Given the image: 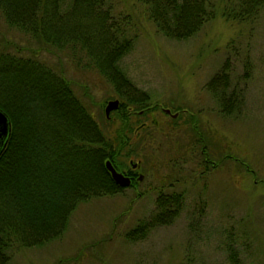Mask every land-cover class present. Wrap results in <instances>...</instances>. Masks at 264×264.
I'll list each match as a JSON object with an SVG mask.
<instances>
[{
	"label": "rangeland",
	"instance_id": "1",
	"mask_svg": "<svg viewBox=\"0 0 264 264\" xmlns=\"http://www.w3.org/2000/svg\"><path fill=\"white\" fill-rule=\"evenodd\" d=\"M216 2V16L196 34L171 39L156 29L142 2L110 0L112 14L130 18L133 36L118 66L149 96V106L135 113L140 118L131 115L125 124L118 109L125 99L108 80L82 61L75 66L62 48L8 26L0 11V37L14 51L36 50L32 56L56 71L66 68L101 125L111 132L124 126L133 136L130 128L142 122L144 141L138 156L123 161L122 172H135L134 186L80 202L62 235L16 248L7 264H231L229 246L239 264H264V8L255 20H228ZM226 60L232 69L228 90L238 94L230 113L220 111L207 87ZM114 99L119 105L106 116ZM197 135L208 144L206 155ZM209 155L215 168L201 173ZM158 190L184 193L178 216L141 239L126 238L152 214Z\"/></svg>",
	"mask_w": 264,
	"mask_h": 264
},
{
	"label": "trees",
	"instance_id": "2",
	"mask_svg": "<svg viewBox=\"0 0 264 264\" xmlns=\"http://www.w3.org/2000/svg\"><path fill=\"white\" fill-rule=\"evenodd\" d=\"M138 1L146 5L156 29L171 39L193 36L217 13L216 0ZM220 2L221 15L228 20H255L264 8V0ZM111 9L110 0H0L8 26L62 48L75 66L83 62V67L108 80L125 99L118 107L125 124L131 115H141L136 111L149 106V96L118 66L133 36L130 18L116 16ZM14 48L0 37V108L11 125L0 153V264H7L16 248L35 247L62 235L69 214L80 202L121 191L105 161L122 171L124 159L138 156L144 143L139 133L142 122L130 128L133 136L124 133V126L111 132L94 118L66 68L62 74L32 56L38 55L36 50L27 55ZM231 70L226 60L207 83L219 99L220 111L227 113L238 96L228 90ZM197 137L200 152L206 155L208 144ZM209 156L203 157L201 173L215 168ZM183 202L181 191L158 190L154 211L126 238L141 239L147 230L172 223ZM228 257L231 264H239L232 246Z\"/></svg>",
	"mask_w": 264,
	"mask_h": 264
},
{
	"label": "water",
	"instance_id": "3",
	"mask_svg": "<svg viewBox=\"0 0 264 264\" xmlns=\"http://www.w3.org/2000/svg\"><path fill=\"white\" fill-rule=\"evenodd\" d=\"M119 105V100H109L105 106V114L108 116V114L111 112V110L116 109ZM166 113H170L169 109H164ZM11 129L9 117L7 113L0 108V153L3 151L4 147L6 146L7 138L9 136ZM105 166L107 170L110 172V175L115 182L120 187L129 186L131 184V179L124 175L122 172L115 169V167L112 165L110 160L105 161Z\"/></svg>",
	"mask_w": 264,
	"mask_h": 264
},
{
	"label": "flooded vegetation",
	"instance_id": "4",
	"mask_svg": "<svg viewBox=\"0 0 264 264\" xmlns=\"http://www.w3.org/2000/svg\"><path fill=\"white\" fill-rule=\"evenodd\" d=\"M132 165H133V164H132ZM136 167H137V166H135V165L133 166L134 170L136 169ZM132 170H133V169H132ZM121 172H122V171H121ZM122 173H123L124 175L128 176V177L131 179V183L134 182V180L136 179V177H135V175H134L135 172H134V173H133V172H130V173H128V174H125L124 172H122ZM139 176H140V175H139ZM134 184H135V183H132L131 186L134 185Z\"/></svg>",
	"mask_w": 264,
	"mask_h": 264
}]
</instances>
